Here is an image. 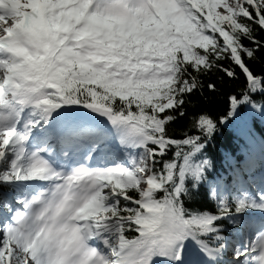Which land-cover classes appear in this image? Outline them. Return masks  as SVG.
<instances>
[{
  "label": "snow or ice",
  "instance_id": "1",
  "mask_svg": "<svg viewBox=\"0 0 264 264\" xmlns=\"http://www.w3.org/2000/svg\"><path fill=\"white\" fill-rule=\"evenodd\" d=\"M257 117L264 0H0V264H264Z\"/></svg>",
  "mask_w": 264,
  "mask_h": 264
},
{
  "label": "trees",
  "instance_id": "2",
  "mask_svg": "<svg viewBox=\"0 0 264 264\" xmlns=\"http://www.w3.org/2000/svg\"><path fill=\"white\" fill-rule=\"evenodd\" d=\"M259 70V69H257ZM237 84L239 81L236 82ZM226 89H222L213 99V103L209 106V111L213 116L224 114L227 109V100L225 96ZM250 137L256 142L264 138V121L257 117L250 125ZM245 139L240 138L235 131L230 128H221L216 134L215 140L209 145L208 151L213 157L217 168L225 165V154L233 153L239 155L244 148Z\"/></svg>",
  "mask_w": 264,
  "mask_h": 264
}]
</instances>
